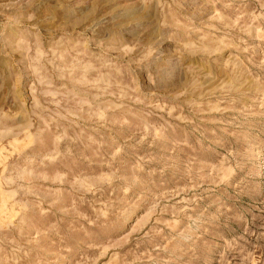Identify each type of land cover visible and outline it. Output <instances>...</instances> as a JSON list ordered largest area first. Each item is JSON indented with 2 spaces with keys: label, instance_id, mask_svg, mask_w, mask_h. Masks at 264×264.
I'll list each match as a JSON object with an SVG mask.
<instances>
[{
  "label": "rangeland",
  "instance_id": "rangeland-1",
  "mask_svg": "<svg viewBox=\"0 0 264 264\" xmlns=\"http://www.w3.org/2000/svg\"><path fill=\"white\" fill-rule=\"evenodd\" d=\"M0 264H264V0H0Z\"/></svg>",
  "mask_w": 264,
  "mask_h": 264
}]
</instances>
